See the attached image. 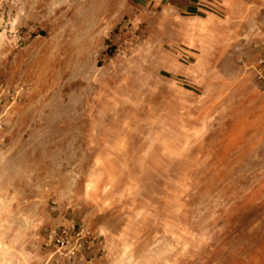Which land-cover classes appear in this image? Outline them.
I'll use <instances>...</instances> for the list:
<instances>
[{
	"label": "rangeland",
	"instance_id": "rangeland-1",
	"mask_svg": "<svg viewBox=\"0 0 264 264\" xmlns=\"http://www.w3.org/2000/svg\"><path fill=\"white\" fill-rule=\"evenodd\" d=\"M263 52L264 0H0V264H264Z\"/></svg>",
	"mask_w": 264,
	"mask_h": 264
},
{
	"label": "built area",
	"instance_id": "built-area-1",
	"mask_svg": "<svg viewBox=\"0 0 264 264\" xmlns=\"http://www.w3.org/2000/svg\"><path fill=\"white\" fill-rule=\"evenodd\" d=\"M254 69L258 80L264 86V52L255 62ZM102 243V240L96 239L83 228H76L74 224H70L68 228L49 230L45 245L53 247V252L58 255H63L67 259H74L94 244L98 247V251H103Z\"/></svg>",
	"mask_w": 264,
	"mask_h": 264
}]
</instances>
